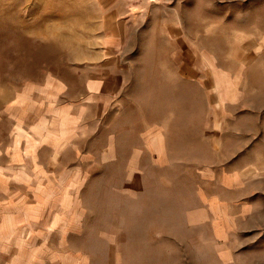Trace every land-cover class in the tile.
Here are the masks:
<instances>
[{
	"label": "rangeland",
	"instance_id": "rangeland-1",
	"mask_svg": "<svg viewBox=\"0 0 264 264\" xmlns=\"http://www.w3.org/2000/svg\"><path fill=\"white\" fill-rule=\"evenodd\" d=\"M0 264H264V0H0Z\"/></svg>",
	"mask_w": 264,
	"mask_h": 264
},
{
	"label": "crops",
	"instance_id": "crops-1",
	"mask_svg": "<svg viewBox=\"0 0 264 264\" xmlns=\"http://www.w3.org/2000/svg\"><path fill=\"white\" fill-rule=\"evenodd\" d=\"M100 87H101V84H100V83L97 84V83L95 82V83H94V89H93V90H96V89L100 90ZM42 144L50 145L51 143L49 142V140H46V141L42 142Z\"/></svg>",
	"mask_w": 264,
	"mask_h": 264
}]
</instances>
